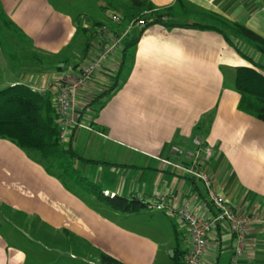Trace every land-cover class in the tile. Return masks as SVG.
<instances>
[{
    "label": "crops",
    "instance_id": "obj_1",
    "mask_svg": "<svg viewBox=\"0 0 264 264\" xmlns=\"http://www.w3.org/2000/svg\"><path fill=\"white\" fill-rule=\"evenodd\" d=\"M143 1L179 26L154 23L139 34L141 25L131 20L146 10L132 0H0L1 15L31 55L55 56L58 62L53 69L35 62L21 74L3 61V85L26 84L48 95L54 107L69 74L59 65L76 61L77 73L103 50L109 39L93 36L99 25L107 26L110 37L123 35L93 78L76 90L79 121L89 129L73 128L67 142L95 162L77 161L74 167L102 191L143 203L172 195L173 207L185 206L206 219L215 209L203 183L161 161L175 160L170 147L190 148L199 135L213 149L206 170L214 191L237 214L252 219L239 264H264V123L238 107L235 69L250 64L231 43L261 65L264 55L207 21L237 22L264 38V0ZM110 12L122 22L112 23ZM192 22L205 28L183 26ZM135 35L136 44L123 58ZM69 186L49 174L37 155L0 138V204L70 238L61 244L60 261L47 259L45 252L40 264H101L100 252L123 264L182 263L177 256L189 247L190 235L177 216L165 210L147 213L145 207L115 211L94 194ZM17 243L0 225V264H38L37 249ZM234 253L233 233L220 223L209 234L199 264H231Z\"/></svg>",
    "mask_w": 264,
    "mask_h": 264
},
{
    "label": "trees",
    "instance_id": "obj_2",
    "mask_svg": "<svg viewBox=\"0 0 264 264\" xmlns=\"http://www.w3.org/2000/svg\"><path fill=\"white\" fill-rule=\"evenodd\" d=\"M132 3L146 10V13L141 17L144 23L138 31L139 34L144 28L154 23L162 24L168 28L179 26L177 23L167 21L163 13H158L146 1L132 0ZM221 21L228 25L234 34L244 39L256 52L264 55L263 37L240 23L225 19ZM6 23L8 24V22ZM183 26L205 28L198 22ZM212 28L220 31L227 38L222 30ZM129 39L122 52L123 58H125L127 50L136 44L138 37L137 35L130 36ZM87 40L89 41V39ZM231 44L250 64L238 66L235 69L234 88L240 95L238 107L242 111L254 113L264 123V65L254 61L233 43ZM51 57L54 59L55 56ZM52 62H55V59ZM108 92H103L101 96L107 95ZM73 128L78 127L74 126ZM0 138L8 139L21 149L37 155L45 170L60 179L65 186L70 187L69 184H72L77 189L94 194L97 199L115 211L138 212L145 207L142 201L135 198L104 195L102 190L95 188L78 172L74 167L75 162L92 163L95 161L78 155L72 147L71 139L65 143L59 141L58 115L52 106L50 97L26 84H13L0 90ZM186 178L194 179L188 175ZM8 210L20 214L12 208H8ZM177 259L180 261L181 256H177ZM99 262L101 264H123L103 252L99 253Z\"/></svg>",
    "mask_w": 264,
    "mask_h": 264
},
{
    "label": "built area",
    "instance_id": "obj_3",
    "mask_svg": "<svg viewBox=\"0 0 264 264\" xmlns=\"http://www.w3.org/2000/svg\"><path fill=\"white\" fill-rule=\"evenodd\" d=\"M108 18L115 24L121 22V16L115 12L108 13ZM138 22L144 23L141 19H139V21L137 19V22L132 21V23L137 25ZM106 29L107 26L105 24L99 25L95 29L93 36L101 40L109 39V43L103 50L97 52L85 67L80 69L77 73L72 65H66L65 67L69 74L66 75L64 83L58 88L54 101V109L58 115L59 141L61 143H65L68 140L72 127L77 126L89 129L88 126L79 121L75 105L76 90L93 78L94 72L99 67L100 61L118 45L123 36L110 37ZM106 34L108 37L105 36ZM59 66L63 67V64ZM170 149L175 160L165 158L161 159V161L171 166L175 171L191 176L202 182L215 212L204 219L194 214L185 206L175 208L173 207L174 197L172 195L169 197L160 195L157 196L155 201L144 202L145 208L148 211L165 210L168 214L177 216L188 227L190 245L181 256L182 264L200 263L201 257L206 249L208 236L220 223L228 224L233 233L235 253L231 264H239L245 242L246 225L250 223L252 219L247 215L237 214L232 207L214 191L206 170V166L213 155L212 147L199 135H194L190 148L172 145ZM103 194L110 197L114 195V193H109L108 191H103Z\"/></svg>",
    "mask_w": 264,
    "mask_h": 264
},
{
    "label": "rangeland",
    "instance_id": "obj_4",
    "mask_svg": "<svg viewBox=\"0 0 264 264\" xmlns=\"http://www.w3.org/2000/svg\"><path fill=\"white\" fill-rule=\"evenodd\" d=\"M137 19L138 18L135 17L132 18L131 21L137 22ZM207 21L216 24L228 33H232V30L228 27V25L223 23V21L221 20L213 19L212 21L208 19ZM142 24L143 23L138 22V25ZM0 51L2 52V56H0V63L5 61L9 64V66H11L12 69H15V71H20L21 74L24 73L26 69L30 67V65L35 64V62L38 67L42 66L43 68L49 66L52 69L55 68L56 62H52L54 60L53 57L40 53H34L33 56L31 55L32 53H30L27 43L16 31L13 30L11 26L6 23L1 13ZM75 62L66 61L62 64L64 67H66V65H72L75 70L78 65ZM2 73L3 70L0 68V90L7 87L3 85L4 79ZM19 81L23 82L21 77L19 78ZM76 110L78 114V108H76ZM0 211V225L2 226L3 233L6 235V238L9 241L12 239L13 243L18 242L17 244L20 245H28L33 249V251L34 249H37L36 254L38 257L36 258V262L38 264L42 263L43 260H45V252L48 253L47 255L49 258L47 259L53 260V262L61 260L62 255L64 254V252L60 251L61 244H63V242L65 241H69L70 243V238H65L64 240L59 231L50 229L48 226H45L40 220L36 218L28 217L26 215H23V213L18 214L16 212L9 211L6 205L0 204ZM145 212L148 213L149 211ZM50 249H53V251Z\"/></svg>",
    "mask_w": 264,
    "mask_h": 264
}]
</instances>
